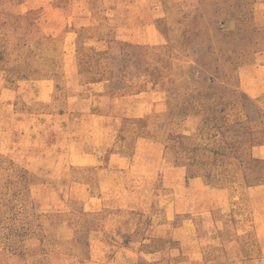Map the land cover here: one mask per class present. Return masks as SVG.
Here are the masks:
<instances>
[{"label": "rangeland", "instance_id": "1", "mask_svg": "<svg viewBox=\"0 0 264 264\" xmlns=\"http://www.w3.org/2000/svg\"><path fill=\"white\" fill-rule=\"evenodd\" d=\"M35 1L29 14L31 0H0V264H223L203 256L191 225L145 243L150 194L173 178L160 131L172 125L159 105L141 123L123 107L143 102L154 80L197 77L181 50L193 35L256 88L264 0ZM251 185L264 249V184Z\"/></svg>", "mask_w": 264, "mask_h": 264}, {"label": "crops", "instance_id": "2", "mask_svg": "<svg viewBox=\"0 0 264 264\" xmlns=\"http://www.w3.org/2000/svg\"><path fill=\"white\" fill-rule=\"evenodd\" d=\"M21 1L17 0L20 6L25 4ZM31 2L32 7L28 8L34 10H28L29 14L35 12L37 5L36 1ZM199 36L186 39L187 43L191 41L190 48L181 49L184 54L191 50V62L198 66L192 74L196 78L190 82L176 81L170 87L163 83V78L154 80L143 102H127L123 107L141 123L150 119L159 105L160 114L166 115L168 126L172 125L169 129L162 126L160 131L168 130L170 145L165 150L173 178L163 177L164 185L150 194L151 220L145 243L163 242L173 234H184L191 225L195 244L203 249V256L206 252L214 254L223 264H264L251 193V182L264 184V91L258 92L264 75L256 73L252 78L256 86L253 91L234 65L215 63L212 41H207L205 50L200 51L196 41ZM201 57L205 61L203 66H199ZM200 82H207L201 86L209 92L201 91ZM156 92L160 93L159 101L152 95ZM165 104L171 108L165 110ZM149 131L145 137L156 130L149 124ZM112 155L119 164L126 161L119 153ZM195 260L193 256L191 264ZM84 261L105 263L92 256Z\"/></svg>", "mask_w": 264, "mask_h": 264}]
</instances>
